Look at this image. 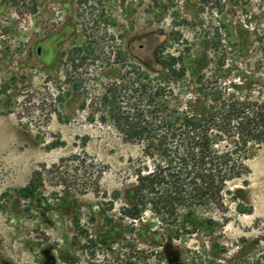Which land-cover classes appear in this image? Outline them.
<instances>
[{
    "label": "rangeland",
    "instance_id": "obj_1",
    "mask_svg": "<svg viewBox=\"0 0 264 264\" xmlns=\"http://www.w3.org/2000/svg\"><path fill=\"white\" fill-rule=\"evenodd\" d=\"M131 65L171 110L200 87L264 101V0H0V264H264V144L214 231L128 215L143 146L101 102Z\"/></svg>",
    "mask_w": 264,
    "mask_h": 264
},
{
    "label": "trees",
    "instance_id": "obj_2",
    "mask_svg": "<svg viewBox=\"0 0 264 264\" xmlns=\"http://www.w3.org/2000/svg\"><path fill=\"white\" fill-rule=\"evenodd\" d=\"M130 68L121 76L123 83H112L102 92L101 102L123 139L143 146L141 160L137 168L133 166L137 184L132 195L136 203L128 209V215L140 218L149 205L162 218L172 217L177 232L192 235L214 231L227 220L226 195L233 200L239 197L240 189H231V183H248L252 148L264 144V101L233 93L223 96L221 91L200 87L201 105L171 110L159 101L166 96L164 87L153 84L139 66ZM176 73L182 75L183 69L177 70L170 63L168 75ZM130 94L143 99L125 106L127 102L118 98ZM61 162L73 163L75 169L86 165L85 159L76 154ZM24 190V197H35L37 190L30 184ZM213 212L220 215L221 223ZM180 217L182 223L177 224Z\"/></svg>",
    "mask_w": 264,
    "mask_h": 264
}]
</instances>
